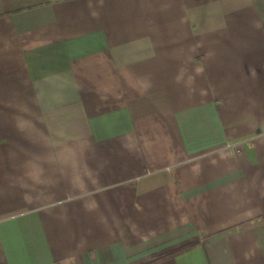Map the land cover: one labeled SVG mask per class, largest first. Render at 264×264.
<instances>
[{"label":"crops","instance_id":"1","mask_svg":"<svg viewBox=\"0 0 264 264\" xmlns=\"http://www.w3.org/2000/svg\"><path fill=\"white\" fill-rule=\"evenodd\" d=\"M0 264H264V0H0Z\"/></svg>","mask_w":264,"mask_h":264},{"label":"trees","instance_id":"2","mask_svg":"<svg viewBox=\"0 0 264 264\" xmlns=\"http://www.w3.org/2000/svg\"><path fill=\"white\" fill-rule=\"evenodd\" d=\"M194 244H195V243H190V244H188V245H185V246L181 247L180 250L186 249V248H188V247H190V246H193ZM175 252H177V250H176ZM162 256H165V255H162Z\"/></svg>","mask_w":264,"mask_h":264}]
</instances>
